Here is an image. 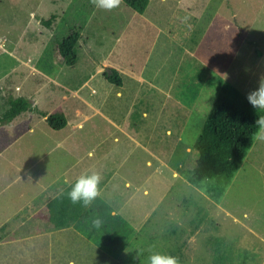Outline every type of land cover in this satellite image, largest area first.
Wrapping results in <instances>:
<instances>
[{"label": "rangeland", "instance_id": "374dc122", "mask_svg": "<svg viewBox=\"0 0 264 264\" xmlns=\"http://www.w3.org/2000/svg\"><path fill=\"white\" fill-rule=\"evenodd\" d=\"M149 1L147 14L155 5L157 24L163 26L162 17L167 15L158 11L159 0ZM180 1L186 11L176 6L170 30L177 32L184 49L195 52L192 58L177 52L181 62L173 60L175 67L180 63L173 92L186 101L184 107L173 105L171 99L163 103L145 95L147 101L137 102L127 93L116 97L119 88L97 75L95 63L87 59L94 57L86 53L84 40L74 48L73 67L60 61L52 39L63 36L74 23H85L96 7L91 0H0V43L20 48L22 61L37 57L42 70L55 78L46 86L35 85L36 106L68 120L69 169L85 166V174L102 176L101 196L96 200L104 219L101 264H148L149 247L178 256L181 264H264V139L255 137L218 199L207 194L213 181L195 187L181 174L211 108L212 97L205 93L208 87L212 90L211 83H219L222 76L224 83L247 97L264 79V0H196V7L191 0ZM175 2L168 0L160 8L168 13ZM51 15L57 16L52 31L41 24ZM142 17L123 1L111 11L96 7L84 31L91 36L95 57L105 59L107 51L101 49L108 45L109 28L119 32L126 25L133 33L130 56L134 54L136 66L143 63L153 46V27L148 28ZM166 55H155V62L159 64ZM153 59L152 55L149 65ZM195 59L217 68L214 72L219 76H211L207 87L200 84L204 70L199 73L192 67L199 68ZM12 61L0 54V63ZM169 64L162 66L161 75L171 71ZM201 88V102L191 109V99L199 96ZM24 117L34 119L16 125L33 124L56 132L37 115Z\"/></svg>", "mask_w": 264, "mask_h": 264}, {"label": "crops", "instance_id": "0c3cea01", "mask_svg": "<svg viewBox=\"0 0 264 264\" xmlns=\"http://www.w3.org/2000/svg\"><path fill=\"white\" fill-rule=\"evenodd\" d=\"M167 1L159 0L160 7L166 6ZM190 3L191 6H197L196 0H191ZM150 4L149 1L146 10L140 15L143 16L142 19L148 28L153 27L151 37L153 46L139 66L135 65L134 54L130 56L133 48V33L126 25L119 32L109 28L108 45L104 49L100 48L107 51L105 59L100 60L95 57L91 36L87 38L84 31L89 29L96 7L85 23L82 22L83 29L79 41L84 40L86 53L88 55L91 53L94 57V60L89 56L87 59L95 63L96 73L101 80L109 83L106 76L111 75V70L121 78V86L114 85L119 88L116 89V97L121 98L127 93L131 101L136 102L141 99L146 100L145 96L151 97L153 101L158 100L157 102L162 100L163 103L171 99L173 105L176 102L177 106L184 107L186 101L181 99L176 91L173 92L181 62V58H176L175 53L183 51L192 58L195 52H188L183 48L177 39V32L171 31L169 25L176 14V6H180L183 11H186V8L180 0L171 4L168 13L159 7L158 11L167 15L166 18L162 17L164 25L161 26L162 24H157L160 21L156 17L155 5L147 14ZM186 16L190 22L192 20L190 12H187ZM100 30L106 33L103 29ZM127 34L131 35V38ZM147 37L150 39L149 35ZM122 42H125V46L121 45ZM0 45L1 56L7 55L13 60L0 63V100L10 101L22 97L35 107L36 101L33 99L35 85L46 86L53 83L55 78L42 70V62L36 60L37 57L34 59L26 57L28 60L22 61L20 48L16 45L11 49L2 42ZM164 54L167 55L162 62L158 60L159 64H157L155 55L158 58ZM152 55L154 59L149 65ZM173 60L179 61V65L177 63L175 67ZM168 62L171 63L169 64L171 71L161 75L160 69ZM195 62H198L199 68L192 66L194 70H199V73L204 70L203 81L200 84L205 87L210 84L209 78L215 74L214 70L216 71L217 68L211 69L196 59ZM101 69H104L102 77L99 74ZM219 78L224 81L222 76ZM28 80L31 84H28ZM198 83L199 81L196 84ZM29 85L33 87L29 89ZM216 85H210L212 90L208 87L210 92L208 89L205 91L212 97L209 107L212 106L220 88L219 84ZM201 89L199 96L191 99V109H196V103L200 101L203 93V88ZM46 112L55 114L53 111ZM79 114L80 110L77 109L75 115ZM141 114L144 117L146 110ZM32 115L34 114H29ZM32 119L34 118L18 116L10 122L0 123V264H101L100 229H93L90 226L91 216L93 213L100 215L101 206L95 201L94 204L97 203L95 207L86 209L72 205L66 196L61 195L69 190L81 174H85V166L69 169L67 159L69 134L66 133L69 122L65 118L66 126L55 133L33 124L25 128L16 125V122H30ZM39 120L45 122V118ZM35 134L36 139L33 137Z\"/></svg>", "mask_w": 264, "mask_h": 264}, {"label": "trees", "instance_id": "16d2710c", "mask_svg": "<svg viewBox=\"0 0 264 264\" xmlns=\"http://www.w3.org/2000/svg\"><path fill=\"white\" fill-rule=\"evenodd\" d=\"M123 3L138 14H143L149 0H122ZM57 21L56 15L41 20L44 28L52 31ZM83 23L77 22L69 26L63 36L53 38L52 43L61 62L73 67L76 62L74 51L77 45ZM106 80L121 86L119 75L111 70ZM219 84V91L204 120L186 160L182 165L181 174L192 186L199 187L204 182L213 181V186L207 194L213 198L221 197L234 177L239 166L247 156L254 143L257 132L255 121L264 114V110L254 109L240 91L224 83L222 80L211 83ZM23 114H34L45 118V123L53 131H60L66 126V120L61 114H49L32 106L25 98L10 101L0 100V123H7ZM111 240V238H110Z\"/></svg>", "mask_w": 264, "mask_h": 264}, {"label": "clouds", "instance_id": "9594fccd", "mask_svg": "<svg viewBox=\"0 0 264 264\" xmlns=\"http://www.w3.org/2000/svg\"><path fill=\"white\" fill-rule=\"evenodd\" d=\"M97 7L108 11L117 8L122 3V0H91ZM248 103L256 110H264V79H261L259 87L247 95ZM257 132L255 135L259 139H264V114L257 117L256 121ZM101 181L102 176L98 172H93L91 175L81 174L75 182L70 186L66 193L67 200L72 205H79L86 209H91L94 202L101 196ZM104 225V219L99 215L93 213L90 218V226L93 229H100ZM150 255L148 256V264H181L178 256L162 254L154 251L153 247L148 249Z\"/></svg>", "mask_w": 264, "mask_h": 264}]
</instances>
